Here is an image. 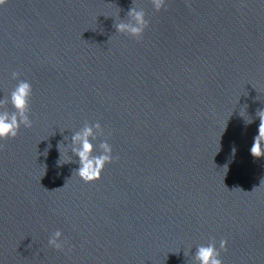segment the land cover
<instances>
[{
	"label": "water",
	"instance_id": "obj_1",
	"mask_svg": "<svg viewBox=\"0 0 264 264\" xmlns=\"http://www.w3.org/2000/svg\"><path fill=\"white\" fill-rule=\"evenodd\" d=\"M132 7L149 22L139 40L114 27ZM13 72L33 126L0 142V264H192L209 242L223 264H264V158L249 152L264 0H6L0 100ZM85 122L113 149L89 183L56 165Z\"/></svg>",
	"mask_w": 264,
	"mask_h": 264
},
{
	"label": "clouds",
	"instance_id": "obj_2",
	"mask_svg": "<svg viewBox=\"0 0 264 264\" xmlns=\"http://www.w3.org/2000/svg\"><path fill=\"white\" fill-rule=\"evenodd\" d=\"M6 0H0L3 5ZM156 11L164 8L167 0H151ZM145 12L136 7L128 10L127 19H119L115 22L116 32L126 33L129 36L139 40L145 30L149 27V22L145 18ZM12 79L18 80V83L11 91L10 96L4 100H0V142L8 139H14L19 135L20 128L30 129L33 121L30 119V98L33 95L32 85L29 81L19 79L20 74L13 72ZM10 104L11 111L4 109L3 105ZM244 118L245 125L251 124L252 119ZM259 118L258 134L253 137V143L249 149L250 155L254 159L264 158V109L256 112ZM99 143H94L98 141ZM67 141V143H65ZM51 145L49 146V148ZM57 151L59 153L56 165L58 167L65 164H75L72 170V176L75 175L85 183L93 182L101 178L104 167L113 162V149L111 144L105 137L104 131L100 123L90 125L88 122L84 126L72 133L71 137H64L57 143ZM99 154H96V153ZM236 153L235 147L231 149L234 157ZM48 150L44 155L47 156ZM67 241L63 238V233L57 230L48 240V244L56 249L63 250ZM226 240L220 241V249H225ZM192 264H223L220 258V251L217 249L215 242H209L206 246L199 245L196 252L192 256Z\"/></svg>",
	"mask_w": 264,
	"mask_h": 264
}]
</instances>
